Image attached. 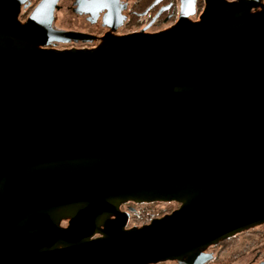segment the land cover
Returning <instances> with one entry per match:
<instances>
[{"label": "water", "instance_id": "obj_1", "mask_svg": "<svg viewBox=\"0 0 264 264\" xmlns=\"http://www.w3.org/2000/svg\"><path fill=\"white\" fill-rule=\"evenodd\" d=\"M18 3L0 0V264H156L264 221V13L206 0L190 27L57 53L29 47L54 0L23 25ZM128 199L181 206L125 230Z\"/></svg>", "mask_w": 264, "mask_h": 264}, {"label": "flooded vegetation", "instance_id": "obj_2", "mask_svg": "<svg viewBox=\"0 0 264 264\" xmlns=\"http://www.w3.org/2000/svg\"><path fill=\"white\" fill-rule=\"evenodd\" d=\"M51 0H18L15 17L25 24L36 8ZM53 2V1H52ZM229 12L243 11L245 16L264 13V0H225ZM48 14L39 22L29 47L37 52L101 51L128 45L131 37H155L201 22L206 0H54ZM181 206L175 201H136L118 204L126 220L125 230L141 228L172 213ZM110 214L99 218V229L115 220ZM70 217L60 220L69 225ZM97 233L93 238L100 237ZM264 264V221L255 223L226 238L204 245L191 254L156 264Z\"/></svg>", "mask_w": 264, "mask_h": 264}]
</instances>
